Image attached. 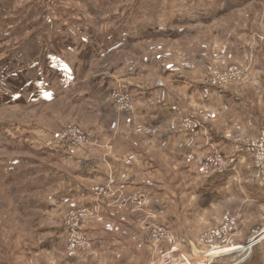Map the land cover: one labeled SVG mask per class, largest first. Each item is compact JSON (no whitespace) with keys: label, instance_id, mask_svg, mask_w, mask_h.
Instances as JSON below:
<instances>
[{"label":"rangeland","instance_id":"374dc122","mask_svg":"<svg viewBox=\"0 0 264 264\" xmlns=\"http://www.w3.org/2000/svg\"><path fill=\"white\" fill-rule=\"evenodd\" d=\"M45 1L0 0V264H150L171 246L170 250L193 255L194 261L205 258L208 263L232 264L244 257L231 254L243 253L239 246H247L255 238L258 241L251 253L240 263L264 264V192L255 196L252 191L250 200H246L244 192L239 191L251 190L250 186L258 189L253 185L258 183V161L252 157L244 177L224 187L223 191L230 193L222 194L225 202L208 214L210 218L203 220L207 223L190 224L185 220L171 226L138 204L141 194L134 195L138 191L132 190L134 196L129 197L116 175L109 174L107 180L80 181L94 192V201L103 203L85 210L80 207V199L68 197L72 180L63 181L55 175L61 172H53L59 168L62 175H68L80 168V160L90 159L105 173V154L121 135L129 140L134 134L135 141L141 140L142 136L136 134L141 128L134 112L116 102V86L125 81L145 88L162 86L163 97L170 92L176 94L163 81L167 80L164 70L174 71L172 77L182 74L206 86L215 84L210 87L218 93L241 100L236 111L220 116L196 108V101L184 96L186 102L194 103L189 105L195 108L191 116L208 125L205 136L211 132L246 146L264 142V89L251 87L253 65L249 64L264 58V0H93L87 4L49 0V11L55 15L46 23L53 34L41 27L49 7ZM74 7V24H70L73 32L63 37L59 23L68 26L70 20L60 21V9L67 16L66 10ZM88 8L95 15L78 21ZM111 36L113 45L120 47L108 53L105 46ZM61 45H65V52L53 50ZM67 47L74 50L67 51ZM249 48L253 50L251 56ZM51 53L62 55L69 64L81 61V68H89L82 76H88V92L94 95L90 103L79 108L62 100L44 107L41 96L29 94L38 88L37 79L42 85L39 61ZM234 67L244 70L243 78L231 76ZM104 75L107 78L99 84ZM55 76L49 72L48 78ZM239 90L243 95L234 94ZM130 103L136 108L133 99ZM27 104L32 108H25ZM238 113L240 121L235 124L233 117ZM250 118L263 127L259 130L247 123ZM75 128L86 142L68 147L67 152L78 158L59 161L60 165L50 161L52 155L46 149L49 144L60 146L64 136ZM182 190L181 184L177 185L174 199L178 205L186 198ZM128 200L133 204L124 205V201L131 202ZM108 205L113 206V219L106 214ZM127 210L130 214L142 210L144 221L112 222H122L117 213L124 215ZM229 216L238 218L237 232L212 248L210 233ZM76 225L82 228L86 243L75 236ZM91 227L99 232V239H105L106 234L114 238L111 251L104 239L96 245L99 239L94 240L89 233ZM127 237L134 243L131 250L125 247ZM139 239L145 244H138ZM223 247L229 251H222L226 249Z\"/></svg>","mask_w":264,"mask_h":264},{"label":"crops","instance_id":"0c3cea01","mask_svg":"<svg viewBox=\"0 0 264 264\" xmlns=\"http://www.w3.org/2000/svg\"><path fill=\"white\" fill-rule=\"evenodd\" d=\"M69 1L73 4H87L88 1L93 0ZM46 3L49 5L48 9L46 8L48 13L44 17L45 23L43 22L41 27H43L42 29L47 34H53L54 31L49 29L50 27L46 21L48 23L52 22L55 14L49 11L51 9L49 0H46ZM63 4L66 5V2ZM60 10L62 11L60 21L65 18L70 20L68 26L62 22L59 23L60 34L65 37L69 32H73L70 24H74L72 21L75 19V14L73 12L76 11V8H68L66 10L68 12L67 16L63 8ZM95 13L91 8H88L85 14L82 13L78 16V21L86 20L90 16H94ZM113 43L114 40L111 36L105 46V48H108V53L118 51L117 49L120 46H114ZM64 46H54L53 50L65 52ZM66 50H74V47H67ZM122 51H124V48ZM78 53H81V51H78ZM248 53V56H251L253 50L249 48ZM68 56L70 55L68 54ZM65 60L62 58V55L51 53L39 61L41 68L39 75L43 76L41 77L43 79L42 85H40L39 79H37L35 82L39 84L38 88L35 87V92L29 94L41 96V106L45 107L65 100L71 102L74 107L80 108L94 99V95L88 92V84L86 82L88 78L87 80L85 78L88 76H82L89 72V68H81V61H73L69 64ZM246 64L248 66L249 64L253 65L251 73L254 80L253 84L251 83V87L260 90L264 89V58ZM164 71L163 77L167 80L163 81H166L167 87L176 91V94L170 92L166 93V96L163 97L165 88L162 86L145 88L140 84H128V90L136 106L134 116L138 122V128H141L139 129V133L136 134H140L142 139L135 141L133 138L136 135L133 134L134 137L126 140L121 135L116 144L111 147V151L105 154V173L95 160L90 159L80 160V168L71 171L68 175H62L63 172L59 168L53 170V172L55 170L61 172L55 174L56 178L60 179L62 177L63 181L72 180V187L69 189L68 197L70 199H80V207H84L85 210L99 208L103 203L98 200L94 201V196H92L94 192L81 184L80 181L107 180L110 174L112 176L116 175L115 178L121 181L120 185L126 189L127 195H130L129 197L141 194L138 204L146 206L155 216L161 217L163 224L171 226V224L182 223L185 220L190 224L195 222L202 223L203 220L208 219V217L210 218L208 214L216 206L225 202L222 194L226 195L227 192H230L223 191L224 187H229L232 182L237 179L239 180V177H244L245 166L251 162V156L245 149L246 145L236 144L223 135H214L211 132L209 136H205L208 125L204 123H202V128H200L195 136L190 135L180 127V120L184 118L195 119L191 116V113L195 112V108L189 106L194 103H190L189 101L195 100L196 104L194 106L196 108L200 107L207 110L208 113H216L221 116L230 113V111H236L238 101L241 100L229 93H218L216 88L193 81L189 77L182 76V74L172 77L175 74L173 73L174 71ZM49 72H52L56 77L49 79ZM104 78H107V75H104L100 79L99 84L104 82ZM234 94L243 95L242 90L234 92ZM50 95H52L51 98ZM182 96L184 101L181 98ZM184 96H191L192 100L186 102ZM25 108L30 109L32 107L27 104ZM239 115L240 113L233 117H236L235 124H237V121H240ZM247 123H250L254 127L258 126L257 129L259 130L263 127L255 122L253 118L247 119ZM256 131L255 129L253 133ZM129 134L132 133L129 132ZM212 146L221 150L227 157L229 160L228 169L222 174H214L211 178H207L203 175L202 164L206 152L210 151ZM67 149L68 147L62 151L55 152V154L51 152L52 156L50 157L52 159L50 161L60 165L62 161H72L73 158H78L74 157L75 154L72 152H67ZM180 184L183 187L182 192L186 198L182 199L181 205H178V201L174 198L177 193V185L179 186ZM253 185L257 186L258 189L250 185L252 187L251 190H248V188L246 191L239 189V191L244 192L246 200H250L249 197H251L252 191H254L255 196L262 195L264 192V188L258 183L255 182ZM132 190L138 191L137 194L133 195L131 193ZM128 201L131 202L124 201V205L133 204V200ZM112 207L108 205L106 214H111L110 216L113 219ZM132 213L130 214L129 211L125 212L124 215L117 213V216L121 217L122 222L113 220L112 222L117 224H132L133 222L144 221L145 213L142 210L136 214H134V211ZM187 214H190V216H187ZM207 222L208 220L203 223ZM88 231L92 234L94 240L99 239L97 235L99 232L96 229L91 227ZM103 239L104 237L100 238L96 245L100 244V241ZM104 240V244H107L111 251L114 238L106 234ZM127 241L128 243L126 242L125 244L124 240H122L121 244H125V247L128 245L131 250L130 246L134 245V243L128 237ZM136 241H138V244L139 242H141V245L145 244L142 239Z\"/></svg>","mask_w":264,"mask_h":264},{"label":"built area","instance_id":"2783aa9c","mask_svg":"<svg viewBox=\"0 0 264 264\" xmlns=\"http://www.w3.org/2000/svg\"><path fill=\"white\" fill-rule=\"evenodd\" d=\"M231 76L237 79H241L244 77V70L234 67L231 68ZM212 85V84H211ZM210 85V86H211ZM213 87H216L215 84L212 85ZM116 91L114 93L116 102L118 105L122 104L124 108H128L129 110H132L135 112V108H132L131 106V101H132V96L128 90V84L124 81L118 82L116 86ZM200 128H202V124H200L197 120L192 119V118H184L182 120V130L185 132L189 133L190 135H195ZM263 133V132H262ZM264 134V133H263ZM66 139L63 141V143L60 146H55L53 144H49L48 148H46L49 152H57V151H62L66 147H70L72 145H76L78 142L85 143L86 139L84 135L81 133L80 130L78 129H73L70 130L68 134L64 136ZM246 151L247 153L254 159L258 161L257 164H255L257 168V174H256V181L264 187V142H261L259 145L257 144H252V145H247L246 146ZM228 162L229 160L227 157L223 154L221 150H219L216 147H213L208 150L205 154L203 164H202V171L203 175L206 176L207 178H211L212 175L214 174H222L228 169ZM259 162H261L259 164ZM79 224V223H78ZM237 226H238V218L236 216H229L227 217L224 221L221 222V226L213 230L208 238V242L210 243V246L213 248V246L216 247L217 243L220 241H223L227 238L232 237L236 232H237ZM75 228V236L82 240L83 243H86L83 241L82 237L86 236L83 234L82 228L78 227L76 225ZM156 239H162L159 237H155ZM258 241V239H253L251 240L247 246H239L242 247L243 253H238L234 252L231 254L232 256L238 255L241 257L242 260H236L232 264H241L240 262L245 261L246 257L249 255L250 250L254 246V244ZM74 248L77 247V244L74 243ZM172 247V246H171ZM170 247V248H171ZM237 247V246H235ZM170 248L168 250H170ZM226 248V247H223ZM233 248V247H232ZM222 249V248H221ZM166 250L163 251V254H158L156 256L155 262L153 261L150 264H206L205 263V258L202 260H196L194 261L191 256L186 254L185 252H182L181 250L177 249H171L170 251ZM211 250V249H210ZM214 250L211 251L207 254H210L212 252L218 251ZM168 251V252H167ZM207 257V256H205ZM213 264V262H212Z\"/></svg>","mask_w":264,"mask_h":264},{"label":"bare ground","instance_id":"6f19581e","mask_svg":"<svg viewBox=\"0 0 264 264\" xmlns=\"http://www.w3.org/2000/svg\"><path fill=\"white\" fill-rule=\"evenodd\" d=\"M85 21H86V20H85ZM42 53H43V52H42ZM19 62H20V61H19ZM32 62H33V61H32ZM5 66H6V65H5ZM8 66H9V65H8ZM19 73H20V72H19ZM14 75H15V74H14ZM55 77H56V76H55ZM26 83H27V82H26ZM49 94H50V93H49ZM222 251L227 252V251H229V249L226 248V249H223ZM205 263H206V264H212V263H208V262H206V261H205Z\"/></svg>","mask_w":264,"mask_h":264}]
</instances>
